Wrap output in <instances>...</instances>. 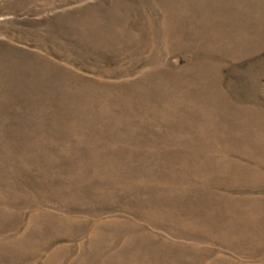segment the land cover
I'll use <instances>...</instances> for the list:
<instances>
[{
    "label": "rangeland",
    "instance_id": "rangeland-1",
    "mask_svg": "<svg viewBox=\"0 0 264 264\" xmlns=\"http://www.w3.org/2000/svg\"><path fill=\"white\" fill-rule=\"evenodd\" d=\"M0 264H264V0H0Z\"/></svg>",
    "mask_w": 264,
    "mask_h": 264
}]
</instances>
